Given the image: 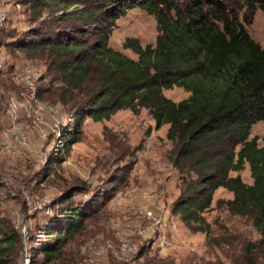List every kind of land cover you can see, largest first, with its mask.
Segmentation results:
<instances>
[{"label":"trees","instance_id":"trees-1","mask_svg":"<svg viewBox=\"0 0 264 264\" xmlns=\"http://www.w3.org/2000/svg\"><path fill=\"white\" fill-rule=\"evenodd\" d=\"M22 1L34 18L46 16L17 38L7 23H0V56L7 54L0 71L15 65L10 63L13 51L5 46L43 57L42 77L49 80L39 94L73 112V128L65 126L60 135L50 136L57 149L52 145L48 163L80 140L87 117L101 120L122 108H148L157 128L168 124L172 147L167 157L180 179L173 211L202 229L215 190L226 187L234 193L227 208L249 216L264 244V144L252 136L254 124L264 120V46L229 5L242 1L264 9V0ZM134 6L154 14L159 30L154 43L125 38L123 46L137 57L110 44L117 19ZM175 85L190 94L178 101L166 95L164 90ZM5 110L0 103V128ZM247 164L253 182L233 174ZM75 191L71 187L61 193L53 203L56 213L42 227L46 238L39 246L49 259L68 234L83 226L85 215L99 209L94 206L98 196L83 205L70 204ZM21 236L9 220L0 221V264H18L13 251Z\"/></svg>","mask_w":264,"mask_h":264},{"label":"rangeland","instance_id":"rangeland-1","mask_svg":"<svg viewBox=\"0 0 264 264\" xmlns=\"http://www.w3.org/2000/svg\"><path fill=\"white\" fill-rule=\"evenodd\" d=\"M6 3L0 0V4ZM229 5L245 22L251 35L264 46V9L260 6L253 8L242 1H232ZM11 9L13 17L5 27L15 38L23 36L30 26L38 25L46 16L34 18L23 1L21 12ZM158 31L156 16L134 6L117 19L110 44L137 57L132 49L123 46L125 38L137 36L143 44L154 43ZM3 48L13 51L10 63L15 65L9 64L7 69L0 71V103L6 108L11 95L22 103L17 122L9 119L6 110L2 112L0 128V168L9 181V184L0 182V221L9 220L18 230L21 224H26L29 235L27 239L21 236L20 244L13 251L18 264H84L89 249L105 246L107 241L117 248L125 237L138 245V252L116 253L110 248L92 264H264L261 233L249 216L230 212L227 200L234 193L226 187L215 190L212 205L203 212L207 225L202 229H195V223L182 220L173 211V203L180 193V179L178 170L167 157L172 147L166 135L168 124L157 128L148 108H141L139 112L122 108L110 118L101 120L87 117L80 140L61 159L48 163L51 147L55 144L50 137L55 133L50 130L54 116L47 113L44 123L38 124L35 104L43 101L55 107V120L60 123L61 133L65 126L73 128V112L68 105L39 94L49 80L48 76L42 77L46 74L43 57L30 55L23 48ZM28 68L38 73L33 88L23 78ZM164 92L177 101L190 94L178 85L166 88ZM16 125L21 126L28 136V143L17 142L11 150L3 148L5 139L10 140L17 129ZM40 128L51 131L48 137L41 135ZM255 134L260 144H264V120L254 124L252 136ZM41 149L48 153L44 161L37 159V152ZM56 149L55 144L53 150ZM48 164L50 167H46ZM233 174H241L245 181L253 182L249 164ZM116 177L124 180L115 181ZM71 187H76V191L68 201L70 204L83 205L98 196L94 206L99 209L86 214L83 226L68 234L59 252L49 259L39 245L46 238L42 227L54 214L41 208L29 210L21 195L26 190L32 194L35 204L52 203V213H56L53 203ZM10 188L17 192V196L9 192ZM150 199L164 203L174 215L177 229L174 233L169 230L172 243L164 249L158 238L132 233L136 226L147 223L138 207ZM26 252L31 256L28 263L23 257Z\"/></svg>","mask_w":264,"mask_h":264},{"label":"built area","instance_id":"built-area-1","mask_svg":"<svg viewBox=\"0 0 264 264\" xmlns=\"http://www.w3.org/2000/svg\"><path fill=\"white\" fill-rule=\"evenodd\" d=\"M7 2L6 4H0V23H6L9 19H11L13 16L11 14V8H14V10H17L18 12H21L22 10V1L21 0H1V2ZM8 4V5H7ZM13 4V5H11ZM14 15V14H13ZM15 16V15H14ZM7 63V54L2 53L0 56V69L3 68ZM24 81L28 86L34 87L36 79L38 78V73L34 69L28 68L24 72ZM22 107V103L13 95L9 97L8 100V106L6 107L7 115L10 120L17 122L20 117V110ZM34 110L36 112V118L39 120L38 124L44 123V118L47 113H53L52 115L54 118L52 119L53 122L50 123V130L52 132H55L56 134L61 133L60 123L59 121L55 120V107L52 105H48V103L43 101H38L35 104ZM16 130L12 133V137L10 140H6L4 142V147L8 150H11L13 145H17V142L24 144L28 143V136L23 132L21 126L16 125ZM41 135L44 137H48L49 132L44 128H40ZM1 142V141H0ZM2 142L0 143V145ZM48 158L47 151L41 149L37 152V159L39 161H44ZM8 161V160H5ZM0 165H1V159H0ZM0 182L9 184V181L5 174L2 173L0 168ZM9 192L13 196H17V192L10 188ZM36 197H39L38 194L35 195ZM21 198L23 201L27 203L28 209L33 210L36 208H41L47 210L48 213L53 214L54 212L52 203H49L47 205H43L41 203L35 204L34 198L32 197V194H29L26 190H24L23 195H21ZM2 199L0 197V206H1ZM45 206V207H44ZM138 212L143 216L147 223L145 225L141 224L136 226L132 233L135 236H141V237H156L158 238L159 245L161 248H167L171 245L172 240L169 236V230L174 233V231L177 229L176 224L174 222V215L173 213L169 212V209L166 208V205L160 201H157L155 199H150L147 203H142L138 207ZM20 232L24 239L28 238V229L26 224H21L20 226ZM117 248H114L112 243L110 241H107L105 246H94L93 248L88 250L87 256L84 258V264H92L95 263L96 259L100 256H102L106 250L110 248H114L115 252L119 251H126V252H138V245L136 243L132 242V239H129L128 237L122 238L119 245H116ZM27 248V247H26ZM24 262L28 263L31 259V256L26 252L24 254Z\"/></svg>","mask_w":264,"mask_h":264},{"label":"crops","instance_id":"crops-1","mask_svg":"<svg viewBox=\"0 0 264 264\" xmlns=\"http://www.w3.org/2000/svg\"><path fill=\"white\" fill-rule=\"evenodd\" d=\"M167 128H168V126H167Z\"/></svg>","mask_w":264,"mask_h":264}]
</instances>
